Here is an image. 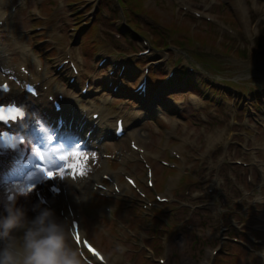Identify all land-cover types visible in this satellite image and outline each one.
Segmentation results:
<instances>
[{"label": "rangeland", "instance_id": "1", "mask_svg": "<svg viewBox=\"0 0 264 264\" xmlns=\"http://www.w3.org/2000/svg\"><path fill=\"white\" fill-rule=\"evenodd\" d=\"M21 6L25 5L23 2L27 0H17ZM92 0H42L38 6V17L39 18H52L55 16L56 12L61 9L62 4L64 6L74 5L76 3H86ZM106 1V9L102 8L101 12L97 15L98 20L93 23L90 27L93 36H96L101 29L105 28V24L100 21L104 15L112 16L110 21L111 24H116L115 27L109 31L111 34H119L125 27H133L136 31L135 33L139 36H144L141 38L146 39L150 44L152 41L156 44L152 46L151 52L157 53L156 57L167 56V53L171 54V60L165 59L161 61L163 66L157 67L155 72L158 77L160 74L166 73L169 68H174L173 60L175 58H185L184 65L186 63L191 65L193 68L192 72L188 73L192 80V84L198 79V75L207 74V71L216 80H220L225 85L231 87L246 86L248 88L257 87L258 90L254 89L253 92H246V97L243 98V94L238 90H242L244 87L234 89H221L220 86L210 85L204 87L212 88L216 94L222 93V96H229V100L226 101V106H229L226 110V115L232 112L230 107V102H232V96L238 95L243 98L246 103H249L250 99H254V95H258L257 92L264 91V32L261 28L263 24H259L255 19H252V24L247 26L243 25L238 17L240 12H238V7L240 3L248 8L254 6V0H230L231 3H239L237 6V11L227 3V7L221 8L219 5L209 9L212 19L211 22H206L205 16L202 15L201 19L192 17L185 13L183 10H177V6L170 0H103ZM179 5L184 2L190 1L194 4L195 0H173ZM238 1V2H237ZM203 0L200 1L201 4ZM208 0H206V3ZM219 4L223 7L225 6L226 0H218ZM264 4V0H259ZM214 3L215 0H214ZM100 4V0L95 5ZM260 4V3H259ZM84 6L94 5L87 3ZM116 7L117 10H112ZM64 13L67 12L66 8L62 9ZM190 10L201 11V8H191ZM236 11V13H235ZM238 12V14H237ZM91 13V11L89 12ZM215 15V16H214ZM205 19V20H203ZM240 24L237 23V20ZM63 20H67V17L57 16L55 21H51L50 31L46 32L54 39H63V35L68 31V27H71L70 23L63 24ZM75 21V20H73ZM236 21V22H235ZM40 23L43 20H39ZM78 22H75V24ZM237 23V24H236ZM68 26V27H67ZM86 27L81 30V34L86 31ZM230 29V30H229ZM240 30L239 33L238 30ZM69 28L68 33L65 35V44L68 46V41H72L76 37L77 33ZM262 33V34H260ZM108 34V33H107ZM260 34V35H259ZM110 35V34H109ZM137 36V35H136ZM135 35L128 38L129 42L125 41L124 38L112 39L111 35L105 37L101 35L98 42L99 46L95 48V55L102 54L105 56H114L115 50L120 51V55L126 58L129 54L136 53L137 49L141 50L143 47L142 41L138 40ZM138 36V37H139ZM132 38V39H131ZM86 41L92 40V38L85 36ZM107 42L111 43H106ZM259 42V43H258ZM97 45V44H96ZM95 45V46H96ZM114 46V48H113ZM156 51V49H158ZM83 62L85 63V70L90 71V61L93 57V51L88 48H82ZM0 54L6 52L4 45H0ZM134 51V52H132ZM95 55L91 61L92 71L89 72L90 75L97 74L94 69ZM62 57V56H61ZM150 59V58H149ZM190 61H189V60ZM192 61V62H191ZM200 64L195 65L194 63ZM131 68L135 71L137 69V63L135 60H130L129 62ZM199 66V67H195ZM198 69V71L196 70ZM84 70V72H85ZM106 75V70H102L98 74V78ZM86 76V75H85ZM89 76V74L87 75ZM96 80V79H95ZM204 81L209 83V77L204 76ZM214 83V82H213ZM203 88L198 87L203 93L206 92ZM185 91V89L183 90ZM226 92V93H225ZM126 95V94H124ZM168 97L167 103L169 104H179L183 105L184 113L189 116L193 111L198 113L199 116H204L207 120L202 121L197 119L196 116L188 119L180 120L182 123H190V121H198L199 126L194 124H188L185 129L184 138H189L190 144L197 141L198 148H192V150L199 156V168L194 172V178L191 179H205L206 181H212V179H220V185L216 193V205L211 204L210 207L201 211L199 215L204 218H209L210 215H216V221L219 223V212L220 206L222 207V221L226 224L227 215H232L234 211L233 200L231 198L232 193L237 192L239 186H243L244 183L241 180L234 179H246V172L243 168H238L237 173L229 174L226 173L224 168L225 164L218 165L216 161L221 152L220 143L224 139L223 125L220 122L214 123V121L209 117L208 113L201 109L203 100L199 93L193 98L192 94H187L186 92L172 93L168 92L162 93ZM102 97H107L112 102L115 109L125 108L135 112V109L131 107L133 104L130 100H125L123 98L111 97L108 95H100ZM217 96V95H216ZM152 98L156 101L161 102V98L158 94L153 93ZM227 99V98H226ZM194 102L196 105L194 106ZM220 107V105L218 106ZM214 109V107H212ZM179 112V111H178ZM219 114H217V117ZM167 118V115H164ZM169 126L175 127V124L165 123L163 129H167ZM209 137V140L207 139ZM214 139L215 144L211 149L208 150V145L210 141ZM169 146L176 145L174 141H168ZM172 150V149H171ZM169 161H175L169 155H166ZM153 164L154 178H153V191L166 190V184L172 179L174 181L175 187L174 192L181 191L185 184H191L189 173L177 177L178 171L171 167H162L151 159ZM179 163V161L177 162ZM187 163V161H186ZM216 175V178H213ZM179 179V180H177ZM197 182V180H195ZM197 184H193L194 187ZM150 196V195H149ZM87 209L91 211L88 217V224L83 223V228L86 231L90 241L97 247L101 252H103L108 257H111L110 244L115 242L117 245L121 244L122 232H126L129 227V223L122 218V213H116L115 217L111 221L106 219H101L97 215L92 214L93 211L99 209L94 208L92 205H87ZM131 216H139L140 225L145 226L151 219V216L157 213L156 210H151L148 212L149 215H143L141 217V211H137L135 208L128 209ZM144 213L146 211H143ZM162 214H158L161 216ZM160 225V223H157ZM129 229L132 230L130 226ZM234 244V243H233ZM236 245V244H235ZM220 263L222 264L223 261ZM140 264H149L147 260L143 257H139Z\"/></svg>", "mask_w": 264, "mask_h": 264}, {"label": "clouds", "instance_id": "2", "mask_svg": "<svg viewBox=\"0 0 264 264\" xmlns=\"http://www.w3.org/2000/svg\"><path fill=\"white\" fill-rule=\"evenodd\" d=\"M0 207L4 213L0 216V264H81L50 210L39 211L29 220L25 210L6 195L0 197ZM14 230H22V235Z\"/></svg>", "mask_w": 264, "mask_h": 264}, {"label": "snow or ice", "instance_id": "3", "mask_svg": "<svg viewBox=\"0 0 264 264\" xmlns=\"http://www.w3.org/2000/svg\"><path fill=\"white\" fill-rule=\"evenodd\" d=\"M25 117V114L22 109L16 106H0V124H9L15 123ZM2 135V134H0ZM23 145V144H21ZM70 157H76L77 162L75 163H68L63 166H59L56 169H48L45 167H41L39 170L43 173V177H33L31 179L30 184L35 186L37 182L42 181H54L56 179L63 178L65 173L71 169L72 175H83V171L81 170V165L79 164V158H81V153L78 150H71L69 155H63L60 157L62 162H66ZM31 190V189H30Z\"/></svg>", "mask_w": 264, "mask_h": 264}, {"label": "bare ground", "instance_id": "4", "mask_svg": "<svg viewBox=\"0 0 264 264\" xmlns=\"http://www.w3.org/2000/svg\"><path fill=\"white\" fill-rule=\"evenodd\" d=\"M240 13L243 15L244 14V11H240ZM1 53H2V51H0ZM72 133V132H71ZM124 188H126V186H124ZM86 198V196H84V198L83 199H85Z\"/></svg>", "mask_w": 264, "mask_h": 264}]
</instances>
